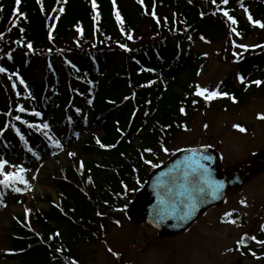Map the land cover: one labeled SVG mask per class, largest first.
Masks as SVG:
<instances>
[{
    "label": "trees",
    "instance_id": "obj_1",
    "mask_svg": "<svg viewBox=\"0 0 264 264\" xmlns=\"http://www.w3.org/2000/svg\"><path fill=\"white\" fill-rule=\"evenodd\" d=\"M254 21L264 23V0H0V160L18 152L32 167L53 150L39 122L65 126L70 140L88 119L106 146L93 134L82 140L86 166L78 159L54 178L61 203L50 199L30 224L18 218L7 264H85L80 245L119 221L116 208L177 145L195 109L212 105L194 96L200 59L175 46L226 39L231 49L234 33L259 31ZM238 75L240 89L235 77L217 92L242 103L264 80V53L244 59Z\"/></svg>",
    "mask_w": 264,
    "mask_h": 264
},
{
    "label": "rangeland",
    "instance_id": "obj_2",
    "mask_svg": "<svg viewBox=\"0 0 264 264\" xmlns=\"http://www.w3.org/2000/svg\"><path fill=\"white\" fill-rule=\"evenodd\" d=\"M258 33L245 41L233 39L232 50L233 41L240 46L259 47ZM262 35L264 39V31ZM183 51L201 58L196 78L198 90L215 91L229 79L234 80L238 65L244 60L240 47L231 54L226 39L213 43L195 41ZM234 81L240 88L237 78ZM211 103V107L195 109L190 124L179 134L177 145L162 153L161 162L192 147L210 146L222 157L228 175H240L244 184L228 191L224 205L212 208L191 230L168 242L159 239L153 228L137 227L126 214L118 215L121 222L118 227L109 223L101 238L80 245L85 264H264V245L256 242L245 253L240 247L244 236L264 233V120L260 119L264 116V88L252 92L242 103L227 100ZM237 126L245 131H239ZM84 131L79 127L76 139L85 137ZM53 134L59 143L64 142V129L55 128ZM95 134L99 139L103 137L100 130ZM63 148L58 156H46L43 166L28 174L31 187L27 196L15 198L0 184V264H6L2 254L12 245L17 217L32 210L47 212L50 208L47 200H58L54 178L71 166L70 157L82 153L77 140ZM9 163L6 172H13L11 166L18 169L23 165L18 156Z\"/></svg>",
    "mask_w": 264,
    "mask_h": 264
},
{
    "label": "water",
    "instance_id": "obj_3",
    "mask_svg": "<svg viewBox=\"0 0 264 264\" xmlns=\"http://www.w3.org/2000/svg\"><path fill=\"white\" fill-rule=\"evenodd\" d=\"M204 168L207 172H203ZM205 180L213 187L207 188ZM242 183L238 176L227 182L220 157L209 147L194 148L176 156L151 175L132 205L129 217L138 226L145 223L153 226L161 239L168 240L185 232L210 207L223 204L228 187ZM201 186L206 188L203 195L199 192ZM250 242L245 239L243 245Z\"/></svg>",
    "mask_w": 264,
    "mask_h": 264
},
{
    "label": "snow or ice",
    "instance_id": "obj_4",
    "mask_svg": "<svg viewBox=\"0 0 264 264\" xmlns=\"http://www.w3.org/2000/svg\"><path fill=\"white\" fill-rule=\"evenodd\" d=\"M42 2H43V0H41V3ZM225 3H227V0H225ZM18 15H19V12H18ZM224 15L227 16L228 19L231 20L233 24L236 23V21L231 16H229L227 12H225ZM117 18L118 19L120 18L118 11H117ZM249 20H252L251 16H249ZM253 23L255 26H259L260 28H264V23L257 22V21H254ZM129 39H131V37H129ZM28 47L31 48V45H28ZM237 47H241V46L237 45ZM4 71H5L4 68H0V72H4ZM241 82H243V78H241ZM21 83H23V81H21ZM255 83L257 85H260L262 82L261 81H255ZM195 94L197 96H203L206 100H212V99H215L221 95V93H219V92H209L207 89H199ZM223 95H227V94L225 93ZM19 110L21 112L25 111V109L23 107H21ZM34 115H39V113H34ZM16 119H19V117H17ZM260 119L264 120V116H261ZM28 127H37V126L29 124ZM44 127L47 128L48 126L44 125ZM237 127H238L239 131H241V132L245 131L244 128L239 127V126H237ZM17 132H19V130H17ZM21 139H23V137H21ZM56 145L59 146L58 141L56 142ZM29 151H31V149H29ZM165 151H167V150L165 149ZM8 166L9 165H8L7 161L0 160V177H2V179H0V184H2L6 188L12 187V185L17 184V183H24L25 186L31 187L30 185H28L27 181L25 180L24 173L26 170L23 167H19L18 171H15V172H6L5 168ZM11 167H16V166H11ZM153 167H156V165H153ZM203 172H207V169L204 168ZM202 174L203 173H201V175ZM197 179H199V177ZM204 185L207 188L213 187L212 183L210 181H207V180L204 181ZM205 186L199 187V192L202 195L205 194V191H206ZM218 187H223V185H219ZM213 195H215V191L213 192ZM228 215L231 216L232 214L229 213ZM231 222L235 223V221H231ZM251 239L255 240L256 238L251 237ZM256 242L258 244L264 245V241L257 240ZM110 251H111V249H110ZM253 255H255V253H253Z\"/></svg>",
    "mask_w": 264,
    "mask_h": 264
}]
</instances>
